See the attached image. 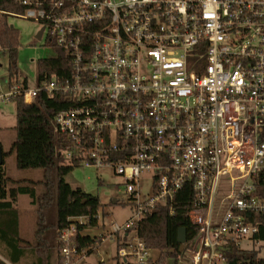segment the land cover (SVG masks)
<instances>
[{
  "label": "built area",
  "instance_id": "1",
  "mask_svg": "<svg viewBox=\"0 0 264 264\" xmlns=\"http://www.w3.org/2000/svg\"><path fill=\"white\" fill-rule=\"evenodd\" d=\"M19 1L70 71L7 83L0 99L46 91L75 102L53 120L71 141L63 153L112 166L132 206L110 225L123 233L118 260L153 264L139 223L157 206L172 213L184 189L195 234L176 264H227L229 246L264 223V0ZM143 174L151 191L140 197ZM58 237L61 264H73L74 225Z\"/></svg>",
  "mask_w": 264,
  "mask_h": 264
},
{
  "label": "trees",
  "instance_id": "2",
  "mask_svg": "<svg viewBox=\"0 0 264 264\" xmlns=\"http://www.w3.org/2000/svg\"><path fill=\"white\" fill-rule=\"evenodd\" d=\"M24 6L19 0H0V48L7 57V83L18 82L17 30L8 24V17L20 15ZM48 44V43H46ZM51 45V43H49ZM53 46V45H51ZM56 55L37 60V82L55 75L64 77L69 73V59L63 48L55 47ZM27 85V80L22 82ZM15 102V136L8 152L2 150L0 164V244L3 256L11 264L28 257L31 264H61L59 255V234L70 225L75 227V245L79 257L95 250L104 236L84 234L86 228L97 227L98 210L101 208L98 197L72 188L64 176L80 165L79 158L64 163L63 152L70 146V140L54 127V117L62 109L75 104L61 92L51 94L40 91L31 103H25L18 96ZM7 153L14 154L15 166L19 170L41 169V179L27 180L10 177L4 166ZM42 185L36 193L35 185ZM184 189L179 191L172 203L173 212L166 206H157L145 215L139 223L138 236L149 249L159 251L153 264H176L179 254L176 241L177 232L183 227L186 239L195 234V226L189 220L188 197ZM19 194L29 197L35 205V223L32 238L23 239L19 235V212L16 200ZM117 203V201L113 202ZM82 217L83 222L76 218ZM264 240V223L253 240ZM116 241V247L119 243ZM77 257V258H79ZM227 264H264V258L255 250H243L230 245L226 252ZM115 264H123L114 257ZM0 264H7L0 259Z\"/></svg>",
  "mask_w": 264,
  "mask_h": 264
},
{
  "label": "rangeland",
  "instance_id": "3",
  "mask_svg": "<svg viewBox=\"0 0 264 264\" xmlns=\"http://www.w3.org/2000/svg\"><path fill=\"white\" fill-rule=\"evenodd\" d=\"M8 24L17 30L19 47L17 49V70L18 84L27 80L29 87L37 83V60L50 58L56 55V49L45 43L44 36L36 38L37 33L42 29V23L19 15L8 17ZM7 57L0 48V89H7ZM15 102L14 100L0 99V147L8 152L11 142L15 136ZM64 163L69 162V157L63 153ZM6 173L14 179L39 180L41 169L19 170L15 166L14 154L7 153L4 157ZM65 181L72 188H80L82 191L98 197L101 208L98 210V225L93 228H86L83 233L89 236H104L98 247L87 255L77 258L73 264H115L116 239H122L123 233L110 236L112 232L111 223L121 224L132 214V206L129 196L124 190L123 179L115 174L112 166L103 165L99 167L85 166L80 164L74 167L64 176ZM140 197L150 194L151 174H143L139 179ZM36 193L42 191V185H35ZM117 201V203H113ZM20 213L21 229L20 237L31 239L35 223V205L25 194L17 196L16 204ZM239 248L243 250H255L258 256L264 258V240L242 239L239 241ZM3 246L0 244V259L9 263L3 256ZM159 254L156 249H151L149 255L155 260ZM18 264H31L28 257L22 258ZM222 264V263H220Z\"/></svg>",
  "mask_w": 264,
  "mask_h": 264
},
{
  "label": "water",
  "instance_id": "4",
  "mask_svg": "<svg viewBox=\"0 0 264 264\" xmlns=\"http://www.w3.org/2000/svg\"><path fill=\"white\" fill-rule=\"evenodd\" d=\"M41 29L40 31L37 33L36 35V38H39L40 37V34H41ZM2 163V149L0 147V164ZM115 202V201H114ZM186 240V232H185V229L183 227H180L178 229V232H177V238H176V241L178 243V251L180 252L183 248V243L185 242Z\"/></svg>",
  "mask_w": 264,
  "mask_h": 264
},
{
  "label": "crops",
  "instance_id": "5",
  "mask_svg": "<svg viewBox=\"0 0 264 264\" xmlns=\"http://www.w3.org/2000/svg\"><path fill=\"white\" fill-rule=\"evenodd\" d=\"M17 207V206H16ZM18 209V208H17ZM18 212H19V209H18ZM19 217H20V213H19ZM21 221H20V218H19V233H20V229H21ZM33 230H34V228H33ZM32 234H33V232H32ZM27 240H30V239H27Z\"/></svg>",
  "mask_w": 264,
  "mask_h": 264
}]
</instances>
